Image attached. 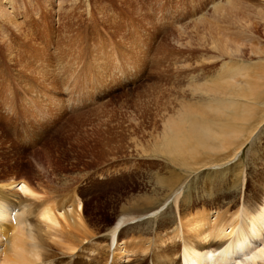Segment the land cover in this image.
I'll use <instances>...</instances> for the list:
<instances>
[{"label": "rangeland", "instance_id": "obj_1", "mask_svg": "<svg viewBox=\"0 0 264 264\" xmlns=\"http://www.w3.org/2000/svg\"><path fill=\"white\" fill-rule=\"evenodd\" d=\"M1 1L21 24V44L33 40L31 52L40 55L45 49L50 64L35 65L29 52L23 66H14L11 59L23 52L19 44L12 54L8 49L14 27L0 35V58L7 60L0 65L1 182L29 181L37 191H57L63 198L70 192L68 198L77 196L87 218L101 231L115 222L114 213L126 200L136 208L163 205L161 214L166 216L156 224L165 230L178 219L177 207L225 214L228 199L220 170L206 164L201 149L195 155L193 148L192 155L175 153L182 139L190 142L188 128L204 125L201 113H209L225 128V109L184 98L173 80L178 65L162 68L160 60L176 47L210 50L209 38L203 41L200 35L240 29L247 30L249 40L242 53L248 61L243 63L254 66L251 51H264V25L251 1L15 0L14 7ZM217 5L222 10L214 20ZM231 60L225 56V63ZM29 64L34 66L27 68ZM166 69L169 76L162 75ZM194 71L202 73L201 67ZM250 123V128L260 123L263 129L252 144L243 142L247 146L233 161L247 171L258 155L264 156V115ZM166 128L170 134L162 141ZM174 163L183 169L172 174L168 166ZM211 174L214 179L206 181ZM180 189L176 204L174 195ZM59 201L50 199L53 204ZM142 221L144 226L132 234L151 237L152 229L159 230L153 219Z\"/></svg>", "mask_w": 264, "mask_h": 264}, {"label": "bare ground", "instance_id": "obj_2", "mask_svg": "<svg viewBox=\"0 0 264 264\" xmlns=\"http://www.w3.org/2000/svg\"><path fill=\"white\" fill-rule=\"evenodd\" d=\"M249 1L264 25V0ZM77 2L74 0L75 4ZM6 4L14 7L15 0H7ZM221 10L220 5L215 6L214 20ZM42 14L43 18L48 16L47 11ZM20 25L17 20L13 21L0 0V35L4 37L9 27H14L8 34L11 41L8 49L12 54L16 50L14 46H22L23 52L13 54L14 66L24 65L34 44L33 40L21 44ZM229 30L226 34L215 33L216 36L200 35V40L209 38L210 50L174 47L171 54L160 60L164 61L161 67L178 65L173 80L184 98L196 100V104H204L206 108L225 109V128L209 113H201L204 125L188 128L191 143L182 139L175 149L180 156L192 155V148L194 155L201 149L207 155L206 164L220 170L219 178L225 181L221 186L228 199L225 214L218 209L177 207L178 219L170 221V227L165 230L156 224L166 216L161 214L165 209L163 205L136 208L126 200L114 213L115 222L101 231L87 218L79 198L75 195L68 198L70 192L63 198L57 191H37L25 180L0 181V264H264V156L258 155L253 160L252 171H247L243 163L233 162L244 146L255 142L254 137L263 129L260 123L250 128V122L258 114L264 115V51L252 50L254 66H245L243 62H247L248 57L242 53L245 43L249 42L247 30L244 33L240 29L237 33ZM188 44L190 46L191 41ZM44 50L40 55L37 51L31 52L35 56L34 64L42 68L50 65ZM90 51H84L89 59ZM225 56L232 60L225 63ZM194 59L199 62L194 64ZM94 61L91 60L90 66ZM6 62L5 57L0 58V65ZM195 67H201L202 73L194 71ZM162 75L169 76L167 69ZM175 130L182 132L179 128ZM162 132L163 141L170 130L166 128ZM215 151L217 153L212 154ZM168 168L173 174L183 166L174 163ZM236 168L241 170L236 171ZM212 176L206 181L214 179ZM180 192L181 189L174 195L176 204ZM228 195L233 197L232 202ZM50 199L60 201L53 204ZM143 219H153V225L159 229H152L151 237L131 233L136 227L144 226ZM127 257H131L128 263L123 261Z\"/></svg>", "mask_w": 264, "mask_h": 264}]
</instances>
